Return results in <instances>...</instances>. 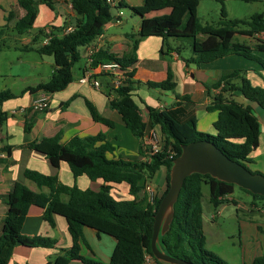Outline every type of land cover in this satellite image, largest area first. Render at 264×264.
I'll list each match as a JSON object with an SVG mask.
<instances>
[{
    "label": "trees",
    "instance_id": "16d2710c",
    "mask_svg": "<svg viewBox=\"0 0 264 264\" xmlns=\"http://www.w3.org/2000/svg\"><path fill=\"white\" fill-rule=\"evenodd\" d=\"M56 1L16 0V5L23 14L15 17L9 12L6 20H15L14 30L23 35L35 26L37 6L43 5L54 11ZM240 1L252 3L257 0ZM68 3L73 14L69 24L64 16L60 26L51 25L38 29L33 41L43 36L47 42L28 49L41 56L52 57L53 73L46 83L28 87L24 92L54 94L63 91L73 82L72 69L80 59L79 49L88 47L113 20L111 5L107 0H68ZM199 3L200 0H142L141 5L128 6L119 1L116 7H126L140 17L138 40L159 37L167 44L171 38L190 39L192 55L184 60L187 67L201 66L236 55L255 61L264 69V60L254 55L249 46L235 39L238 35L256 38L257 35L263 34L264 14L254 13L249 19L229 20L222 7L221 15L224 19L221 26H201L197 16ZM68 28H71L70 32H66ZM45 29H48V32ZM199 36L205 38L199 39ZM138 40L133 41L130 53L125 55L108 54L104 51L95 53L91 58V66L111 63L119 65L123 79L116 88L109 87L114 96L108 105L120 116L124 127L140 142L149 131H156L158 128L156 132L162 139L161 150L151 156L150 162L145 161L144 145L139 148L135 159H109L107 155L112 154L115 147L106 140L104 134L74 137L65 145L60 143V135H56L25 146L48 159L65 163L74 179L84 175L90 181L101 180L102 185L98 191L81 190L76 185L68 187L61 184L56 177L25 170V178L32 181L38 191L16 184L8 194L5 202L6 216L0 221V264H9L17 245L28 248H52L56 245V241L49 237H28L22 234L23 223L30 207L43 209V220L51 228L55 227V216L62 217L66 222L71 247L63 254L57 255L49 264H100L80 255L81 244L84 243L83 228L92 229L115 240L108 264H144L146 255L153 259L154 264H164L152 255V228L159 204L169 188L172 162L181 154V147L196 141H207L229 160L243 167V163L252 161L250 154L259 145L258 119L253 115L250 105L226 99L223 93L238 91L243 100L256 104L264 111V88L253 86L239 70L221 74L212 86L214 89L220 88L221 91L216 95H209L211 103L206 108L208 112L217 114L212 124L216 132L214 135L198 132L194 113L187 111L191 104L187 96L180 97L175 94L184 102V105L178 104L175 108L159 110L145 106L144 119L138 104L133 100L135 82L133 71L129 70L137 62L135 51ZM256 46L259 51L264 52L262 40L258 39ZM172 79V73L168 69L164 81L149 82L147 85L151 89L175 93L176 84ZM233 80H239L240 83L232 84ZM13 98L15 96L11 91H0V122L5 115L2 111L3 103ZM85 103L93 121L110 128L114 126L113 122L100 116L88 100H85ZM5 149L8 154L11 147ZM171 154L173 156L170 159ZM161 169L164 170L165 190L162 195H156L154 204L151 205L146 195H139L143 192L145 183L151 181ZM121 184L128 187L130 199L118 201L110 195L112 185ZM202 185L208 186L209 201L214 209L227 202L228 196L237 187L209 175L188 176L173 206V218L169 228L159 235L157 245L167 256L191 264H226L205 249L200 203ZM43 188L47 191H42ZM239 189L251 196L252 201H264V196ZM232 203L236 205L234 201ZM251 264H264V256H256Z\"/></svg>",
    "mask_w": 264,
    "mask_h": 264
},
{
    "label": "crops",
    "instance_id": "0c3cea01",
    "mask_svg": "<svg viewBox=\"0 0 264 264\" xmlns=\"http://www.w3.org/2000/svg\"><path fill=\"white\" fill-rule=\"evenodd\" d=\"M61 1L68 2V0ZM120 1L128 6H138L142 3V0H136L135 3L130 0ZM68 6L70 7L69 3ZM39 7L41 12L40 14L38 13L36 20V22H39L38 29L48 28L51 25L60 26L64 21L65 17L58 2H56L54 11H50L43 5H39ZM18 14V16L23 14L21 9L18 10ZM70 15L72 17V12ZM120 16L119 14L118 17H113L114 20L108 23L104 27L103 33L91 43L95 47V53L100 51L114 55L130 53L133 41L138 40L140 23L137 31L131 34L132 38H130V35L117 31L120 25L126 23ZM67 20L69 24V18ZM13 21L15 22V20ZM30 31L32 29L27 33ZM45 31L48 32V29H45ZM256 37L261 38L264 42V33ZM204 38L199 36V39ZM46 42L44 38L41 45ZM163 43V40L159 37L139 39L135 51L137 62L129 69L133 71V81L135 82L133 100L138 104L144 119H146L145 106L158 108L159 110L175 108L178 104L184 105V102L175 94L180 97L187 96L191 101L187 111L194 113L196 128H200L205 133L215 134L212 124L217 114L208 112L206 108L211 103L209 95H216L221 91L220 88L214 89L212 87L221 74L239 70L241 75L253 86L264 88V69L257 62L230 55L205 65L187 67L184 64V60L187 58L181 56V47H172L167 45L168 43ZM249 47L254 55L264 60L263 51H259L256 45ZM87 48H82L84 64L80 69L79 77H73V82L63 91L54 94L43 92L30 94L29 92H24L25 88L18 94L11 92L15 98L3 103L2 111L5 115L0 122V221L6 216L5 202L8 194L16 184H22L32 191H38L35 184L25 178V170L35 171L44 176L56 177L61 184L68 187L76 185L81 190L98 191L102 185L101 180L90 181L84 175L74 179L65 163L57 159H48L30 150L25 147L28 144L43 138L60 135L59 141L65 145L74 137L84 138L104 134L106 140L115 147V151L107 155L109 159L114 160L117 158L135 159L138 156L139 148L144 145L145 138L140 142L133 137L124 127L120 116L110 109L108 103L113 98L114 92L110 91L109 87L116 88L114 77L111 72L100 71L99 65L96 67L91 66V62L87 57ZM243 59L248 63H255L257 66L251 68V64H247L243 68ZM239 60L242 62H239ZM168 69L172 73L173 82L176 84L175 93L148 87L147 84L149 82L158 83L164 81L167 77ZM53 70L54 66L52 73ZM87 72L99 82L98 89L93 88L89 83L81 84L79 82ZM239 83V80L232 81V84L235 85ZM223 94L226 99H232L242 105H250L252 111L256 109L255 107H258L254 103L243 100L238 91H229ZM42 95H45L48 100V109L44 112L32 111L29 108L31 102ZM85 100H88L93 105L100 116L113 122L114 126L110 128L93 121ZM260 118L258 119L260 127L259 145L250 154L252 160L253 158L264 157V116L261 114ZM261 128H263V131H261ZM156 131L158 132V128H156ZM8 146L11 149L7 154L5 147ZM255 172L264 174V171L256 170ZM151 183L156 189V194L158 196L162 195L165 190L164 172L158 182L155 183L152 179ZM42 191L46 192L47 189L43 188ZM143 194L144 191L139 197ZM110 195L118 201L131 198L128 195V187L125 184L112 185ZM251 205L255 206L256 204L251 201ZM43 213V209L30 207L23 223L22 234L28 237L44 235V237L55 240L56 245L52 248H28L17 245L13 250L9 264H49L53 262L57 255H61L70 249L71 238L67 231L65 220L62 217L55 216V227L51 228L43 220ZM257 229L260 230L261 228L257 226ZM83 238L84 243L81 244L80 255L93 262L108 264L115 247V240L88 228H83ZM76 263L73 262L71 264Z\"/></svg>",
    "mask_w": 264,
    "mask_h": 264
},
{
    "label": "rangeland",
    "instance_id": "374dc122",
    "mask_svg": "<svg viewBox=\"0 0 264 264\" xmlns=\"http://www.w3.org/2000/svg\"><path fill=\"white\" fill-rule=\"evenodd\" d=\"M130 1L135 3L136 0ZM56 2L63 11V15L70 21L71 8L68 6V2L61 0ZM222 7H224L229 20L249 19L254 13L264 14L262 0L252 3L240 0H222L221 2L219 0H200L197 16L201 26H221L224 19L221 15ZM18 10L16 0H0V91L9 90L17 94L27 87L47 82L53 69L52 57L41 56L34 50H28L40 46L44 39L43 36H39L33 41V37L38 31L39 22L35 23L36 26L32 31L23 35H19L14 30V21L7 22V14L12 12L17 17ZM37 10L40 14L39 5ZM110 12L113 17H118L120 14L121 19L126 21L117 28L118 32L131 35L137 31L140 17L133 14L128 8L111 6ZM235 39L247 46L256 45L258 39L262 40L258 37L249 38L242 35L236 36ZM167 45L180 46L181 56L184 58L192 55L190 39L171 38L168 39ZM79 52L81 58L72 69L74 78L79 77L80 69L84 64L83 49L80 48ZM243 60V68L247 64H251V68L257 66L255 63ZM239 62L242 61L239 60ZM255 108L252 111L253 115L257 119H261L260 115L264 116V111L258 107ZM197 130L199 133H205L200 128ZM243 165L251 172L264 171V157L253 158L250 163H243ZM163 172V169L159 170L153 176V182H158ZM256 173L264 176L262 173ZM201 191L202 233L205 239V249L222 259L226 264H251L256 256H264V201H253L256 205L252 206L251 196L235 187L233 193L228 196L227 202L214 209L209 201L208 186L202 185ZM257 226L262 230H258ZM42 236L44 237V235Z\"/></svg>",
    "mask_w": 264,
    "mask_h": 264
},
{
    "label": "water",
    "instance_id": "95a60500",
    "mask_svg": "<svg viewBox=\"0 0 264 264\" xmlns=\"http://www.w3.org/2000/svg\"><path fill=\"white\" fill-rule=\"evenodd\" d=\"M114 20V19H113ZM191 174L209 175L219 181L233 184L254 195L264 196V176L251 173L237 162L229 160L219 149L207 141H196L181 147V154L172 162L169 188L154 216L150 248L153 257L164 264H191L167 256L158 248L159 235L164 234L173 218L185 179Z\"/></svg>",
    "mask_w": 264,
    "mask_h": 264
},
{
    "label": "built area",
    "instance_id": "2783aa9c",
    "mask_svg": "<svg viewBox=\"0 0 264 264\" xmlns=\"http://www.w3.org/2000/svg\"><path fill=\"white\" fill-rule=\"evenodd\" d=\"M120 0H107V2L113 6L116 7L118 5ZM264 1V0H263ZM71 28L66 29V32H70ZM95 53V47L94 45H89L87 48V57L89 61L91 62V58ZM99 70L100 71H105V72H111L112 76L114 77L115 84L116 86L120 83V81L123 79V72L120 70V67L116 63H111V64H100L99 65ZM79 82L81 84H91L93 88L98 89L99 88V82L94 79V77L89 74L88 72L86 73L85 76H83ZM29 108L32 111L35 112H44L48 109V100L46 96L42 95L39 98L34 99ZM162 147V139L161 137L157 134L155 130L149 131L148 135L145 137L144 141V150H145V161L150 162L151 156L154 154H157ZM172 154L169 156V158H172ZM144 194L147 197V201L149 204L153 205L155 198H156V189L154 185L151 183V181H148L144 185ZM144 264H154V261L151 257L145 256V262Z\"/></svg>",
    "mask_w": 264,
    "mask_h": 264
}]
</instances>
